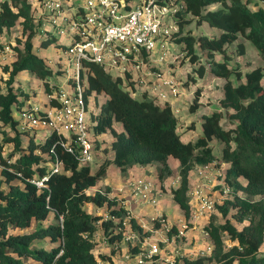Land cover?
<instances>
[{
  "label": "trees",
  "instance_id": "obj_1",
  "mask_svg": "<svg viewBox=\"0 0 264 264\" xmlns=\"http://www.w3.org/2000/svg\"><path fill=\"white\" fill-rule=\"evenodd\" d=\"M257 1L177 0L181 3L175 18L181 33L178 42L183 44L182 50L190 61L199 64L194 71L203 76L209 70L226 79L224 96L219 100L224 111L215 110L203 116V135L195 142L182 140L171 100L158 101L149 97L147 91L137 97L133 94L137 85L130 74L125 79L114 75L103 64L85 63L86 71H80V80L86 85L85 95L91 96L93 102V94H96L91 115L96 139L93 150H102L97 137L110 132L115 153L113 159H105L93 171L91 164L80 165L62 147L55 132L44 142L28 138L24 153L14 158L26 139L18 131L20 120L14 117V109H27L25 99L19 100V97L28 96L21 91L22 85L15 86L17 77L20 72L28 71L43 81L47 93L57 87L50 81L56 72L34 50L37 46L54 44L57 35L52 31L44 33L35 23L32 0H0V32L10 31L17 25L22 29L17 46H13L16 59L11 67L4 66L9 72L4 80L7 89L0 85V126L15 131L14 135L6 133L0 141V153L6 144L14 145V152L8 157L1 156L4 168L0 170V264H28V260L39 264H99L111 260L95 252L97 223L100 221L106 240L123 242V232L115 233V230L123 227L128 210L116 198L108 196L109 186L94 194L87 190L107 175L111 164H115L123 176L136 165H158V178L163 182L173 175L171 157L179 161L180 177L178 187L172 189L173 199L187 220L191 216L190 172L213 162L229 164L224 182L232 197L215 204L223 221H216V216L211 214L204 226L214 247L207 256L185 259V264H205L206 261L264 264V68L256 66L243 74L232 55L237 59L247 53L245 43L239 40L244 39L256 47L264 60V8L256 7ZM191 21L198 25L205 22L220 33L182 34L185 24ZM197 47L205 56L203 63ZM232 76L238 83L231 80ZM243 76L245 79L241 81ZM101 95L106 99L100 105L98 97ZM198 96L199 93L191 105L192 111L198 107ZM116 123L122 124V131H117ZM214 141L223 145L221 158L213 152ZM53 147L68 173L50 171L48 152ZM45 175H48L47 187H39L32 181ZM86 203L106 205L112 217L104 219L89 213L84 208ZM129 220L134 230L143 231L134 217ZM233 220L242 227L238 228ZM15 229L19 232L13 233ZM174 232H177L175 225L168 235L171 237ZM225 235L232 242L229 248ZM45 239L50 241V246L37 242Z\"/></svg>",
  "mask_w": 264,
  "mask_h": 264
},
{
  "label": "built area",
  "instance_id": "obj_2",
  "mask_svg": "<svg viewBox=\"0 0 264 264\" xmlns=\"http://www.w3.org/2000/svg\"><path fill=\"white\" fill-rule=\"evenodd\" d=\"M35 23L41 28H46L48 22L51 31L62 35L67 33L71 39L66 47L70 57L69 67L74 66V75H67L66 82L46 93L44 104H34L31 108L20 111L22 120L20 125L24 129L48 128L55 132L58 141L80 163L88 165L94 161L92 120L93 102L91 96L86 97V85L80 80V71H86L85 63L92 62L103 64L114 75L126 77L130 74L137 85V90L151 91L158 101L171 100L178 95L177 84L169 73L150 68L151 52L155 49L159 39L171 37L172 33L179 32L176 22V12L181 8L177 0H136L130 5L128 0H33ZM6 52H11L9 45L5 46ZM163 52L161 62L165 60ZM160 62V63H161ZM134 67L140 75L135 78L130 68ZM151 84L146 87V82ZM126 79V78H125ZM169 89V92L165 89ZM136 91L133 92L135 95ZM171 96V98H170ZM0 170L4 168L1 161ZM51 172H67L62 162L58 159L55 148L48 152ZM10 162V161H9ZM214 166L211 164L198 168V176L209 178ZM220 175V174H219ZM48 175L32 180L39 187H47L45 181ZM223 193L218 200L223 202L225 194L230 189L225 185L224 178L220 183ZM204 184L189 186L188 196L191 204L190 219L210 214L215 209L216 201L209 194L204 193ZM151 182L138 180L134 186V194L139 199H149L152 203L157 201V196H149ZM221 199V200H220ZM219 203V202H218ZM112 216L107 214L105 219ZM130 215L125 218L123 227V242L128 244L125 256L136 257L137 264H174L170 259L163 258V249L158 241L152 242L147 237H142L140 232L134 230L130 224ZM166 231L171 227L167 218L162 214L155 217ZM188 220V222H189ZM161 227V226H160ZM188 224L185 223L177 230L173 237L186 236ZM208 236V232L204 231ZM168 241V240H166ZM137 247L136 253H131V248ZM214 245L207 248V254ZM99 264H113L111 260L100 261ZM207 264H217L208 262Z\"/></svg>",
  "mask_w": 264,
  "mask_h": 264
},
{
  "label": "rangeland",
  "instance_id": "obj_3",
  "mask_svg": "<svg viewBox=\"0 0 264 264\" xmlns=\"http://www.w3.org/2000/svg\"><path fill=\"white\" fill-rule=\"evenodd\" d=\"M33 1V0H32ZM130 2V5L135 4L136 0H128ZM258 4L256 7L258 6H262L264 8V0H258L257 1ZM194 23V24H193ZM198 24L195 21H191L187 24H185L183 30H182V34H186V33H191V35H193V33L195 34H200L202 33V30H200L198 28ZM207 26H209L207 24ZM194 27V29H193ZM210 27V26H209ZM216 29V28H213ZM51 26L50 24L47 22L46 23V28L44 29V33L47 31H51ZM219 30V29H217ZM68 33V32H67ZM67 33H65V35L60 34L59 32H54L55 35H57V41L50 45L49 47H34V50L36 52H39L42 56H44L47 59V62L49 64L52 65L53 70L56 72L51 78L50 81L51 83H58L59 85L64 84L66 82V76L69 75H74V66L69 67V72L65 71L66 68H68V66L70 65V57L68 56V54L66 53V47L68 46V44L70 43L71 39L68 37ZM180 31L176 32V33H172L171 37L169 38H165V39H159L156 43V47L155 49L151 52L150 57H151V62L150 63V68L151 69H155V70H160L162 72H165V74L169 73L170 76L173 77L174 81L177 84V88H178V95L175 97L170 96L171 101L174 99V103L177 104L178 98L181 96L182 99H185L184 104L186 106V112L187 113H193V111L191 110V105L194 104L195 99L197 97V94L199 93L200 95V90H204V86L202 87H197L196 89L193 90V86H196V83H203L205 82V74L204 73L203 76H199L197 74L196 71H194L195 68H198V63H192L190 61V57L187 55L186 52H183L182 47L183 44L179 43L178 40L180 38ZM22 36V29L20 25L15 26L13 29H11L10 31H4V32H0V85L4 86V80L8 77L9 72L5 71L4 66H10V64L15 60V53L13 51V46H17V39L20 38ZM243 40L245 42L244 39H240ZM246 42L249 44V51L247 52V57H244V59H240L243 60V64H245V67L248 65H253L254 63L256 64L257 61L260 58L261 63L260 66L264 65V60L261 56V54L259 53V51L256 49V47L248 40H246ZM9 45L12 49L11 52H6L5 50V46ZM197 54L200 56V61L203 63L205 62V56L203 55V52L197 47ZM5 51V52H4ZM163 52H166L165 56V60L163 62L160 61V59L163 57ZM258 53V54H256ZM161 62V63H160ZM132 70V72L134 73V77L137 78L141 72H137L134 67L130 68ZM221 78V77H220ZM149 81L146 82V87L149 88L151 82V77L148 78ZM211 81L213 80L212 78ZM201 81V82H200ZM209 81V80H208ZM234 82L238 83L236 77H234ZM213 83V82H212ZM263 84H264V79H263ZM18 85H22V90L23 92L27 93V97H19V100H24L27 101L28 100V104H26L25 108H31V106H33V104L38 103V97L41 99V101H44V99L46 98V91L43 85V82H41L38 78L35 77L34 74L32 73H28V75H26V77H22L20 80L16 81L15 86ZM217 85H210L208 87H210L209 89H207L208 91L211 90L216 87ZM24 88L27 90L25 91ZM220 87H217L216 90H219ZM7 88L5 87V90ZM166 91L169 92V89H165ZM16 92H20L19 89H15ZM183 91V92H182ZM142 89H138L135 93V95L137 97H141L142 96ZM206 94H208V92H206ZM96 94H93V106L94 104L96 105V100L94 102V98H95ZM149 97H153L154 94L153 92H149L148 94ZM193 96H195L194 101H193ZM34 97V99H33ZM37 97V99H36ZM96 99V98H95ZM33 100H35V102H33ZM98 101L101 105L102 102L105 101V97L104 96H99L98 97ZM42 105V103H40ZM44 104V102H43ZM173 104V102H172ZM220 105L219 104H215V109L218 108ZM14 117L18 120H22L21 118V114L20 111L14 109ZM193 117V115H192ZM200 119V117H199ZM193 123V122H192ZM180 130V128H179ZM202 124L200 121H198V125L196 128H188L182 135V140L184 141H196L199 136L202 135ZM18 131L22 134V137H26V139L23 141V146L22 149H20L19 151L16 152V156L14 158H17L19 155L23 154L25 149L28 147V143L26 140L30 137L35 138V142H44L45 138L48 135L52 134V130L48 129V128H38V129H24L21 125L18 126ZM6 133H11V134H15L14 130L10 131V128L4 127V126H0V141H2L4 139V136H6ZM93 140L95 141V136H93ZM27 150V149H26ZM39 150H37L38 152ZM96 151H93L94 154V161L91 162V168L93 171H96L98 169V167L100 166V163L103 162V159L101 157L98 156V154L96 155ZM14 152V145L13 144H6L3 147V150L1 152V155L4 157H8V155ZM102 152V151H101ZM218 152V150L216 151V153ZM106 154V152H104ZM103 156V155H102ZM172 158V157H171ZM48 165V164H47ZM111 166H113L112 169L113 173L111 175H109L110 173L107 172V174L111 177H114L115 174H120L119 173V168L115 165V164H111ZM110 166V167H111ZM106 175V177L108 176ZM179 180V179H178ZM178 180H174L172 182V185H177V181ZM4 188H7L6 185H3ZM220 186H218L217 188H219ZM223 190L221 191L222 194ZM221 200V199H220ZM216 201V200H215ZM219 202V203H218ZM221 204L220 201H216V204ZM86 206V205H84ZM87 210V209H86ZM212 214L214 216H216V221L221 222L223 221V216L219 213V211L215 208L212 212ZM162 215L167 218L163 213ZM230 219L232 217V215L228 216ZM157 221V220H156ZM234 221V220H233ZM154 222V226L153 229H146V231H143L140 233L142 237H147L149 239V237H152V242H156L158 241L163 249V258L164 259H170L171 261L174 262V264H185V259H196L199 258L200 256H207L208 254L206 253L207 251V247L204 246V239L205 238V234L203 231L200 230V238L199 239H194L193 241H190L189 239L186 238H177L171 241V238L174 234H176L177 232H174L172 234V236L170 237L168 235L169 231H166V229L160 225L162 228V230H154V229H158V226H155V221ZM234 223L237 225L238 228L242 227V224L234 221ZM188 227L187 230H189L191 228L190 222H187ZM98 225V232L96 234V243H95V252L100 254L101 256H105L106 258H112L111 261L113 264H137L136 261V257L135 256H131L130 258H126L125 256L127 255L128 252V244L121 241V242H117V243H112L109 238L108 240L105 239V237L103 236V230L101 229L100 226V221L97 223ZM170 227L172 228L173 225H171L169 223ZM158 227V228H157ZM176 229L178 230V228L176 227ZM204 229V228H202ZM120 229L117 228L115 230V233L118 232ZM186 230V231H187ZM205 231V229H204ZM13 233H17L19 232L18 229L12 230ZM139 232V231H138ZM145 233H150V235H146ZM192 238V237H190ZM168 240V241H166ZM225 240H226V246L227 248H229V246L232 244V242L229 240L228 236L225 235ZM39 242V245H44V246H50V241L48 239H45L44 241H37ZM135 247L131 248V253H136L137 250L135 251ZM28 264H39L36 263L35 261H27ZM208 262L206 261L205 264H207Z\"/></svg>",
  "mask_w": 264,
  "mask_h": 264
},
{
  "label": "crops",
  "instance_id": "obj_4",
  "mask_svg": "<svg viewBox=\"0 0 264 264\" xmlns=\"http://www.w3.org/2000/svg\"><path fill=\"white\" fill-rule=\"evenodd\" d=\"M198 28L202 30V33L200 34L193 33V36H199L201 34L214 35V34L220 33V30L213 29L207 26L205 22L199 25ZM240 41L244 42L243 40H240ZM244 43L246 45L247 52H248L249 44L246 42V40ZM37 53L41 57H43L47 62V59L44 56H42L39 52ZM232 55L235 57V59L233 60H235L236 62L237 61L239 62V63L237 62V64L240 65L243 74L253 69L256 66H260L259 64L261 63L260 58L256 64L254 63L253 65H248L245 67V64H243V60H240V59H244V57H247V53L245 55L237 57V59H236L235 54L232 53ZM15 59H16V56H15ZM11 64H10V67H11ZM49 65L52 68V65L51 64ZM262 67L264 68V65ZM28 73H29L28 71L20 72L17 77V81L20 80L22 77L23 78L26 77ZM234 77L235 76L231 77V80L233 82H234ZM209 78H212L213 80L211 81V79ZM151 79L153 78L151 77ZM244 79L245 77L243 76L241 81H244ZM205 80H206L205 82L201 84L196 83V86H193L194 87L193 90L196 89L197 87L204 86V90L203 89L200 90V95L198 96V105H197L198 107L195 111H193V113L190 114L186 112L187 109L184 104L185 99H182L181 96L178 98L177 104L174 103V100H177V99L170 101L171 103L173 102V104L171 105L173 107L175 115L177 116L179 120L178 131L180 132L181 136L188 128L190 127L196 128L198 125V121H200L202 124L204 115H209L215 110L224 111V108L221 106L219 100L223 98L224 96L223 86L226 82V79L217 77L212 72L207 70L205 74ZM40 81L43 82L42 80ZM54 84H56L57 87L59 86V84L56 82H54ZM209 85L210 87L211 85H217V86L214 87L212 91L211 90L208 91L207 89L210 88L208 87ZM217 87H220L219 90H216ZM24 90L27 91L25 88ZM206 92H208V94H206ZM194 98L195 96H193V101H194ZM33 102H35V100H33ZM43 102L44 101H41V99L38 97V103H35V104H39V103L43 104ZM26 104H28V100L25 101V105ZM215 104H219L220 106L215 109L214 107ZM115 128L117 129V131L123 130V126L121 123H116ZM202 135H203V130H202ZM97 139H98L99 145L102 150H97L96 155L98 154V156L101 157L103 161L105 159H113L115 156V153L111 148L112 140H113L112 134L110 132H107V133H104L98 136ZM188 141H191V140H188ZM188 141H185V142H188ZM191 142H194V141H191ZM212 144H213L214 154L218 158H221L223 145L218 141H214ZM106 148L108 151L103 150ZM217 150L218 152L216 153ZM104 152H106V154ZM169 163L171 167L173 168V175L169 178H166L163 182H160L158 178V165H146V166L136 165V166H133L129 170L126 176H123L119 170L120 174H115L114 177L109 176L113 173V170H110L113 168V166L110 165L111 167L109 166L108 168V173L110 174L109 175L107 174L108 175L107 177L105 176L103 179L98 181L96 186L88 189L87 193L94 194L96 191L103 192L105 188L109 186L111 188V192L108 193V196L110 198H116L120 204H123L124 207L128 210L130 217H134L137 223L142 227V229H144V231H146V229H149V230L153 229V226H154L153 221H155V217L159 216L162 213L167 217V220L171 225H175L178 229H180L183 224L188 222V220L186 216L184 215L183 211L176 204L175 200L173 199V194H172V189L178 187L179 181H180V177L178 176L179 161L172 157L169 159ZM211 166H214L215 169L211 171L209 178H203V179H201L198 176L197 170L199 167L194 168L190 172V176H189L190 184L189 185L195 186L201 183L204 184V188H203L204 193L209 194L215 200H218L219 195H221L219 193H221L222 191V185L220 183L222 182L224 178V174L226 172V169L229 167V164L222 162L220 165H217L216 162H213L211 163ZM175 179L176 180L179 179L177 181V185H172V182ZM138 180H147L151 182V189L149 190V196L151 197L157 196V201L155 203H152L149 199H145V200L139 199L134 194V186L138 182ZM218 186L220 187L217 188ZM224 196L225 198H231L232 194L229 193V194H225ZM85 205L86 206H84V208L87 209V211L93 215H96V216L99 215L105 219L106 215L109 214L106 205L102 207L96 206L93 203H86ZM211 214L212 213L206 214L204 216H198L195 219L189 220L191 228L186 231V236L183 238L187 237V239H189L190 241H193L194 239H199L201 236L200 230L204 232V229L202 228H204V226L208 224V222L210 221ZM156 225H158L157 221H155V226ZM161 228L162 227H159L158 229H154V230H159V229L162 230ZM173 236L171 238V241L174 239H177L176 237H173ZM204 236L206 239H204L205 241L203 244L205 247L208 248V246L211 245L212 242L211 240L208 239V236L206 235ZM149 239L152 240V237H149ZM263 249H264V246H263Z\"/></svg>",
  "mask_w": 264,
  "mask_h": 264
}]
</instances>
